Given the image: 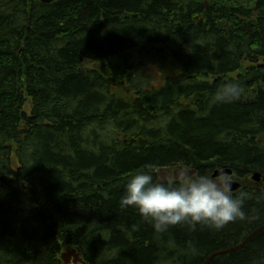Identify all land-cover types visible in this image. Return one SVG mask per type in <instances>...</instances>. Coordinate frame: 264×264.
Here are the masks:
<instances>
[{"label":"trees","instance_id":"16d2710c","mask_svg":"<svg viewBox=\"0 0 264 264\" xmlns=\"http://www.w3.org/2000/svg\"><path fill=\"white\" fill-rule=\"evenodd\" d=\"M263 65L264 0H0V264H64L69 247L203 264L241 244L264 191L243 193L256 220L163 234L120 198L152 168L264 182ZM229 81L240 99L214 103ZM263 263L264 232L211 262Z\"/></svg>","mask_w":264,"mask_h":264},{"label":"clouds","instance_id":"9594fccd","mask_svg":"<svg viewBox=\"0 0 264 264\" xmlns=\"http://www.w3.org/2000/svg\"><path fill=\"white\" fill-rule=\"evenodd\" d=\"M240 97V84L229 81L217 89L213 102L228 104ZM156 175L152 168L130 176L120 206L134 207L158 233H166L174 226L189 231L198 227L219 231L236 221L258 218L245 212V196L234 193L233 179L226 174L213 177L177 166L167 179H155Z\"/></svg>","mask_w":264,"mask_h":264},{"label":"water","instance_id":"95a60500","mask_svg":"<svg viewBox=\"0 0 264 264\" xmlns=\"http://www.w3.org/2000/svg\"><path fill=\"white\" fill-rule=\"evenodd\" d=\"M40 1L43 2V3H52V2L57 1V0H40ZM171 172H172V169L160 170L159 171V176H160L161 179H167ZM221 174L232 175L233 171L230 170V169H225L223 171L217 170L215 172V174H214V177L219 176ZM260 177H261L260 173L254 174V179L259 180ZM235 183H236V187H234L233 190L239 189V183L238 182H235ZM263 230H264V226L260 227L256 232L258 233V232H261ZM241 247H243V245L239 247V250H240ZM234 250H237V248L233 249V250H230L228 252H231V251H234ZM222 253H227V251H225V252L222 251V252H218L216 254H213L212 256L208 257L203 264H211V262L214 260L215 256L219 255V254H222ZM73 258H74V263L81 262L82 264H85V262L81 258V252L79 250H77V249H70L69 248V249L66 250L65 253L62 254V260L64 261L65 264H70V262L72 261Z\"/></svg>","mask_w":264,"mask_h":264},{"label":"flooded vegetation","instance_id":"af4514ba","mask_svg":"<svg viewBox=\"0 0 264 264\" xmlns=\"http://www.w3.org/2000/svg\"><path fill=\"white\" fill-rule=\"evenodd\" d=\"M228 177H231L233 179L232 188L236 187V183L235 182L239 183V189L233 190L234 193H236L238 195L240 193H245V192H248V191H250L252 193V195H256L257 193H260V192L264 191L263 179L262 180H258V181L255 182L251 178H244V179L241 180V179L233 178L232 176H228ZM251 193H248V194H251Z\"/></svg>","mask_w":264,"mask_h":264},{"label":"bare ground","instance_id":"6f19581e","mask_svg":"<svg viewBox=\"0 0 264 264\" xmlns=\"http://www.w3.org/2000/svg\"><path fill=\"white\" fill-rule=\"evenodd\" d=\"M264 66V65H263ZM195 171V170H194ZM216 172V171H215ZM215 174V173H214ZM214 174L212 175L213 177H214ZM259 229V228H258ZM258 229H256L253 233H251L241 244H239V245H237V246H234V247H232V248H228L227 250H223V252H225V251H227V253H222V254H219V255H216L215 256V258L214 259H216L217 257H220V256H224V255H228V254H232V253H235V252H238V251H241L242 249H244L246 246H247V244L255 237V236H257L258 234H260V233H262V232H264V230L263 231H261V232H256ZM243 245V247H241L240 248V250H239V247L240 246H242ZM237 248V250H234V251H231V252H228V251H230V250H233V249H236ZM219 252H222V251H219ZM216 253H218V252H216ZM216 253H214V254H216ZM213 255V254H212ZM212 255H210V256H212ZM209 256V257H210ZM61 258H62V256H61ZM81 258L83 259V261L85 262V264H88L85 260H84V258L82 257V254H81ZM206 261V260H205ZM204 261V262H205ZM70 264H82L81 262H78V263H74V258L72 259V261L70 262Z\"/></svg>","mask_w":264,"mask_h":264},{"label":"rangeland","instance_id":"374dc122","mask_svg":"<svg viewBox=\"0 0 264 264\" xmlns=\"http://www.w3.org/2000/svg\"><path fill=\"white\" fill-rule=\"evenodd\" d=\"M157 72H158V71H157ZM26 111H27L28 113H30V111H31L30 106H29V103H28L27 106H26ZM159 171H160V170H159ZM64 252H66V249H64L62 253H64Z\"/></svg>","mask_w":264,"mask_h":264}]
</instances>
